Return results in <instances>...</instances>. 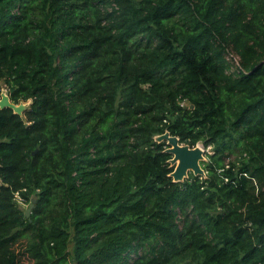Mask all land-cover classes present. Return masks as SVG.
Instances as JSON below:
<instances>
[{
	"label": "trees",
	"instance_id": "1",
	"mask_svg": "<svg viewBox=\"0 0 264 264\" xmlns=\"http://www.w3.org/2000/svg\"><path fill=\"white\" fill-rule=\"evenodd\" d=\"M3 87L0 264H264V0H0Z\"/></svg>",
	"mask_w": 264,
	"mask_h": 264
},
{
	"label": "water",
	"instance_id": "2",
	"mask_svg": "<svg viewBox=\"0 0 264 264\" xmlns=\"http://www.w3.org/2000/svg\"><path fill=\"white\" fill-rule=\"evenodd\" d=\"M0 109L10 108L15 114L21 116L25 111V105L20 103L14 105L9 101L8 94H0ZM192 108V106H190ZM154 140L157 143L165 142L168 146L165 152L171 155V159L168 160L170 167H173V171L169 174L173 182H183L188 178V174L191 173L194 176H204V171L200 166V162L205 160L204 150L200 146L189 147L188 145L181 144L179 138L170 135L165 132L161 135L155 136ZM35 199H31L25 216L29 217Z\"/></svg>",
	"mask_w": 264,
	"mask_h": 264
},
{
	"label": "rangeland",
	"instance_id": "3",
	"mask_svg": "<svg viewBox=\"0 0 264 264\" xmlns=\"http://www.w3.org/2000/svg\"><path fill=\"white\" fill-rule=\"evenodd\" d=\"M227 58H229L230 61L234 62V57L233 56L229 55ZM1 94L7 95V90L5 89V87H3L2 91H1ZM0 99H1V96H0ZM22 104L25 105V109H27V107L29 106V103H22ZM197 146H200L202 148L201 144H198ZM18 202H19V206H20L21 210L25 213V211L27 210L29 204H24L21 201H18ZM21 264H32V262L29 261L28 259H22L21 260Z\"/></svg>",
	"mask_w": 264,
	"mask_h": 264
},
{
	"label": "built area",
	"instance_id": "4",
	"mask_svg": "<svg viewBox=\"0 0 264 264\" xmlns=\"http://www.w3.org/2000/svg\"><path fill=\"white\" fill-rule=\"evenodd\" d=\"M231 56H233V55H231ZM233 57H234V63L238 64V57L237 56H233Z\"/></svg>",
	"mask_w": 264,
	"mask_h": 264
}]
</instances>
